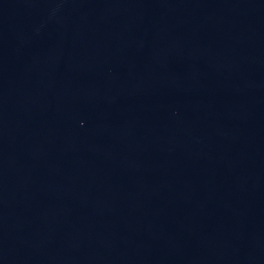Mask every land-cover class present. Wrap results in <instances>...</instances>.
Listing matches in <instances>:
<instances>
[{"label": "water", "instance_id": "1", "mask_svg": "<svg viewBox=\"0 0 264 264\" xmlns=\"http://www.w3.org/2000/svg\"><path fill=\"white\" fill-rule=\"evenodd\" d=\"M0 264H264V0H0Z\"/></svg>", "mask_w": 264, "mask_h": 264}]
</instances>
